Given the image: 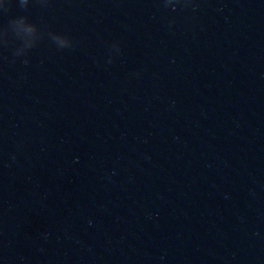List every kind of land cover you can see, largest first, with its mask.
Masks as SVG:
<instances>
[{
	"label": "water",
	"instance_id": "1",
	"mask_svg": "<svg viewBox=\"0 0 264 264\" xmlns=\"http://www.w3.org/2000/svg\"><path fill=\"white\" fill-rule=\"evenodd\" d=\"M6 5L0 264H264V0Z\"/></svg>",
	"mask_w": 264,
	"mask_h": 264
},
{
	"label": "clouds",
	"instance_id": "2",
	"mask_svg": "<svg viewBox=\"0 0 264 264\" xmlns=\"http://www.w3.org/2000/svg\"><path fill=\"white\" fill-rule=\"evenodd\" d=\"M24 2L27 3V0H24ZM170 2H171V0H170ZM5 7H7L6 0H0V8H5ZM16 23L25 25L26 30H28V31L33 30L32 26L26 25V22L23 19L16 21Z\"/></svg>",
	"mask_w": 264,
	"mask_h": 264
}]
</instances>
